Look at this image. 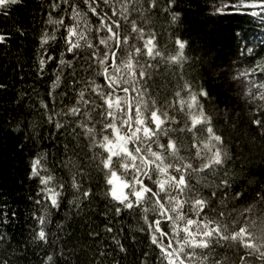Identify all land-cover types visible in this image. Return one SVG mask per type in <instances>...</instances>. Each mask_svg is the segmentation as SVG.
Returning <instances> with one entry per match:
<instances>
[{
  "label": "snow or ice",
  "instance_id": "obj_1",
  "mask_svg": "<svg viewBox=\"0 0 264 264\" xmlns=\"http://www.w3.org/2000/svg\"><path fill=\"white\" fill-rule=\"evenodd\" d=\"M19 3L0 0V16ZM45 4L33 68L49 87L30 98L39 118L5 122L6 136L23 130L15 147L27 150L26 176L35 185L28 199L31 243L46 253L39 264H69L58 209L67 200L79 213L97 189L105 203L102 231L111 239V250L101 245L97 261L114 255L111 264H121L127 257L129 246L114 227L127 216L135 221L131 242L145 244L137 264H264V0H43L42 9ZM194 11L246 16L261 35L232 25L224 38L229 46L209 52L185 38L182 25ZM154 19L166 26L165 47ZM10 35L0 31V45ZM51 65L52 79L45 75ZM193 65L205 76L186 75ZM161 66L180 69L170 95L155 84ZM213 79L227 84L226 100L212 96L206 83ZM7 87L0 82V91ZM41 132L53 141H86L83 157H67L69 144L61 151L53 143L49 160ZM257 156L258 174L250 167ZM8 224L5 211L0 225ZM89 236L98 239L100 232ZM8 241L0 232V248Z\"/></svg>",
  "mask_w": 264,
  "mask_h": 264
},
{
  "label": "trees",
  "instance_id": "obj_2",
  "mask_svg": "<svg viewBox=\"0 0 264 264\" xmlns=\"http://www.w3.org/2000/svg\"><path fill=\"white\" fill-rule=\"evenodd\" d=\"M42 2L43 0H20V3L11 9L8 17L0 16V31L11 34L8 44L0 45V82L8 85L6 90L0 91V216L5 211L9 216V224L0 225V232H7L9 237L7 248H0V260L8 258L10 264H39L42 256L46 254L41 247L31 243L30 233L33 221L30 217V210L33 204L28 197L34 194L35 185L26 176L27 150L21 153L15 147L23 140V130L19 133L5 135L9 132V129L5 127L6 121L23 119L27 123L29 119L39 118L38 110L31 107L32 99L30 98H34L36 94L45 96L46 89L49 87V80L38 77L33 68L37 44L36 34L41 31L43 20L47 16V5L45 4L42 9ZM198 2L203 5L204 0H198ZM154 23L157 31L162 32L160 43L162 47H165L167 43L166 26L162 28L159 19H154ZM232 25H239L245 33L251 36L261 35L260 26L240 14L220 18L210 17L207 11H194L188 13L182 27L187 29L185 38L192 39L196 47L203 46L205 50L211 52L213 49H226L229 46L224 38L228 35ZM17 28L22 29L24 34L16 31ZM51 67L55 65H51L45 73L50 79L54 78ZM204 67L207 68V64ZM179 72V68L170 69L167 66H161L155 81L161 95L165 91L171 94L178 82ZM189 72L197 77L205 76L200 65L185 67L184 73L187 75ZM80 75L83 78L84 73L81 72ZM206 86L210 88L212 96L217 101L227 99L229 90L226 83L213 79L208 80ZM60 91L64 89L61 88ZM21 92L27 95L18 98V93ZM63 103L68 104L69 100L65 99ZM57 105L60 106L59 97ZM219 106L221 109L225 107L223 103ZM41 137L39 143L47 148L49 160L52 159L54 151L53 143H57L61 151H63V144L68 143L67 157L73 155L78 158L83 157L86 141L75 140L71 136L62 137L60 141H53L47 132H41ZM29 147L32 146L29 145ZM255 151L259 152L260 149ZM250 167L257 174L259 173V156L255 158ZM96 192V198L84 204L79 213L74 207L68 206L67 200L64 202V207L58 209L57 221L64 220L63 231L58 235L68 250L69 264H111L114 259V255L103 257L99 261L95 259L101 245L111 250V239L102 231L104 219L100 214L105 211V203L101 202L103 197L98 189ZM13 212L16 213L15 217L12 216ZM134 224L135 221L126 216L114 225L117 230L116 234L123 235L124 242L129 246V253L127 257L121 258V264H137L140 249L145 247L144 242H131L130 233L135 230ZM90 231H99L100 237L93 239L89 236ZM139 239L137 237V240Z\"/></svg>",
  "mask_w": 264,
  "mask_h": 264
}]
</instances>
